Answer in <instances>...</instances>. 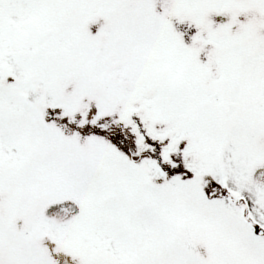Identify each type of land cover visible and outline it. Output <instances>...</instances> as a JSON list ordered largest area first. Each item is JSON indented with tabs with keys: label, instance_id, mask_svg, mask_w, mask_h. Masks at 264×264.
<instances>
[{
	"label": "snow or ice",
	"instance_id": "6c2138e0",
	"mask_svg": "<svg viewBox=\"0 0 264 264\" xmlns=\"http://www.w3.org/2000/svg\"><path fill=\"white\" fill-rule=\"evenodd\" d=\"M0 264H264V0H0Z\"/></svg>",
	"mask_w": 264,
	"mask_h": 264
}]
</instances>
